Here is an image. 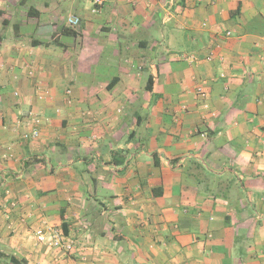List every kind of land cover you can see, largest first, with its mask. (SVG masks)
<instances>
[{"label":"crops","instance_id":"crops-1","mask_svg":"<svg viewBox=\"0 0 264 264\" xmlns=\"http://www.w3.org/2000/svg\"><path fill=\"white\" fill-rule=\"evenodd\" d=\"M93 7L0 0V264H264V0Z\"/></svg>","mask_w":264,"mask_h":264},{"label":"built area","instance_id":"built-area-1","mask_svg":"<svg viewBox=\"0 0 264 264\" xmlns=\"http://www.w3.org/2000/svg\"><path fill=\"white\" fill-rule=\"evenodd\" d=\"M103 5V0H94L93 11H99V8ZM79 18L75 17L69 18V23L76 25L79 23ZM230 34V31L227 32ZM202 95L205 96L207 93L203 91L202 88H199ZM38 135L37 132L34 133ZM36 239L39 243H46L53 248H64L66 251H71L73 249V241L67 237L62 228L51 227L47 224H44L42 227L36 231Z\"/></svg>","mask_w":264,"mask_h":264},{"label":"trees","instance_id":"trees-1","mask_svg":"<svg viewBox=\"0 0 264 264\" xmlns=\"http://www.w3.org/2000/svg\"><path fill=\"white\" fill-rule=\"evenodd\" d=\"M25 1H26V0H21V2H25ZM63 30H64V29H63ZM10 259H11L12 261L17 260L15 256H11Z\"/></svg>","mask_w":264,"mask_h":264}]
</instances>
